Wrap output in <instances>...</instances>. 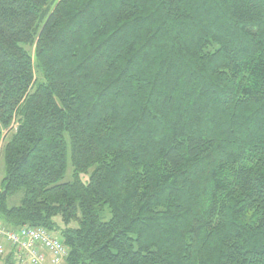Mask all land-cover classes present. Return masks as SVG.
<instances>
[{"label": "trees", "instance_id": "obj_1", "mask_svg": "<svg viewBox=\"0 0 264 264\" xmlns=\"http://www.w3.org/2000/svg\"><path fill=\"white\" fill-rule=\"evenodd\" d=\"M3 129L65 264H264V0H0Z\"/></svg>", "mask_w": 264, "mask_h": 264}, {"label": "built area", "instance_id": "obj_2", "mask_svg": "<svg viewBox=\"0 0 264 264\" xmlns=\"http://www.w3.org/2000/svg\"><path fill=\"white\" fill-rule=\"evenodd\" d=\"M13 254L17 264H64L69 249L43 228L9 229L0 224V256Z\"/></svg>", "mask_w": 264, "mask_h": 264}, {"label": "rangeland", "instance_id": "obj_3", "mask_svg": "<svg viewBox=\"0 0 264 264\" xmlns=\"http://www.w3.org/2000/svg\"><path fill=\"white\" fill-rule=\"evenodd\" d=\"M2 132H3V136H2V141L0 144V191L2 189V181L4 180L6 176V163H5V158H4V148L11 136L10 131L3 129ZM72 173H73V168H72L71 162L69 161L68 173L66 175L64 182L72 181ZM23 198H24V191H20L15 196L10 197L7 201L8 208H14V207L21 206ZM109 219H110V215L108 214L104 220L108 221ZM56 222L62 228H64L61 218H57ZM72 227H75V225H73ZM0 264H3V260L1 258H0Z\"/></svg>", "mask_w": 264, "mask_h": 264}, {"label": "crops", "instance_id": "obj_4", "mask_svg": "<svg viewBox=\"0 0 264 264\" xmlns=\"http://www.w3.org/2000/svg\"><path fill=\"white\" fill-rule=\"evenodd\" d=\"M10 257H11L10 254H8L7 256H4V257H1V256H0V258L3 260V264H17L15 258H14V257H11V258H10ZM9 259L11 260L10 263H9V261H8ZM46 264H51V263H50V261L48 260Z\"/></svg>", "mask_w": 264, "mask_h": 264}]
</instances>
